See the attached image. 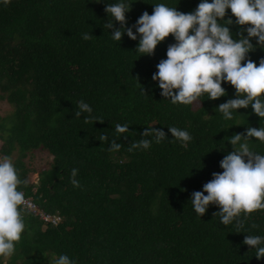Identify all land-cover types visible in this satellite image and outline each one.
Masks as SVG:
<instances>
[{
  "label": "trees",
  "instance_id": "obj_1",
  "mask_svg": "<svg viewBox=\"0 0 264 264\" xmlns=\"http://www.w3.org/2000/svg\"><path fill=\"white\" fill-rule=\"evenodd\" d=\"M96 2L0 0V101L10 107L0 115V155L15 150L14 164L27 181L26 155L41 149L51 156L36 182L19 190L44 214L59 217L53 223L29 211L14 255L0 257V264H53L61 254L77 264H264L242 242L247 234L264 236V210L250 214L249 231L235 233L233 225L212 215L216 206L200 217L190 201L213 172L223 171L219 162L232 150L228 137L249 126L264 127V119L249 106L225 121L215 109L235 98L227 83L221 85L225 96L214 101L202 96L200 107L161 97L151 77L173 37L159 43L153 56L141 55L139 36L133 41L125 34L117 42L103 27L105 5L120 0ZM124 2L131 4L130 27L144 11L151 15L156 4L188 13L200 0ZM226 12L225 19L231 17ZM229 27L237 39L240 26ZM85 33L92 38L84 40ZM249 58L258 66L264 48L258 46ZM80 100L103 123H84L86 113L76 118ZM117 123L129 126L119 138ZM152 126L163 129L166 139L129 152ZM171 126L193 137L186 147L171 137ZM101 134L120 143V150L109 151V142L98 140ZM252 140V149L264 155V143ZM73 168L79 170V188L70 183ZM252 223L258 228L251 229Z\"/></svg>",
  "mask_w": 264,
  "mask_h": 264
},
{
  "label": "clouds",
  "instance_id": "obj_2",
  "mask_svg": "<svg viewBox=\"0 0 264 264\" xmlns=\"http://www.w3.org/2000/svg\"><path fill=\"white\" fill-rule=\"evenodd\" d=\"M4 2L7 4L10 0ZM130 9L131 4L124 0L105 5L108 20L103 27L112 30L114 41L120 42L125 34L133 41L139 36L136 51L147 56H153L156 46L170 35L175 41L167 46L166 59L157 63V71L151 77L158 82L161 97L173 105L200 107L202 96L213 101L225 96L226 89L221 85L227 83L235 89V98L220 103L215 109L225 121L233 120L237 109L249 106L253 114L264 119V58L258 66L249 58V53L258 46L264 48V0H200L188 13L160 3L154 5L151 15L144 11L135 24L126 27V13ZM226 10H230L235 21L231 17L225 19ZM114 22L119 24L118 28ZM233 23L240 26L237 39H233L230 31ZM82 38L90 40L92 35L85 33ZM252 38L256 39L255 45ZM77 109L76 118L87 114L84 123H103L101 117L92 115V107L83 100L77 102ZM128 132L127 124L115 125L117 138ZM168 132L184 147L193 139L187 130L175 126L168 127ZM140 135L142 139L131 143L129 152L149 149L153 140L159 144L166 139L163 129L153 126L146 127ZM252 138L264 143V127L249 126L245 132L228 137L232 150L219 162L223 171L213 172L202 190L192 192L190 198L194 212L200 217L209 205L216 206L219 210L212 215L218 216L225 226L233 225L235 233L249 231L245 223L250 214L264 210V155L252 149ZM98 140L109 142V151H119L122 147L115 139L109 141L106 134H101ZM78 171L71 169L70 183L74 188L81 187L76 179ZM27 184V179H21L13 158L0 155V257L5 259L14 255L26 229L25 215L34 207L19 190ZM250 227L256 229L258 225L252 223ZM242 242L249 249H255L257 260L264 258V236L247 234ZM53 264H77V261L61 254Z\"/></svg>",
  "mask_w": 264,
  "mask_h": 264
},
{
  "label": "rangeland",
  "instance_id": "obj_3",
  "mask_svg": "<svg viewBox=\"0 0 264 264\" xmlns=\"http://www.w3.org/2000/svg\"><path fill=\"white\" fill-rule=\"evenodd\" d=\"M193 107H196L193 105ZM10 109L9 105H7L4 101H0V115H3ZM16 156V151H12L11 157L14 158ZM51 156L45 151L41 149H34L29 152L24 158L25 165L29 169L27 174V178L29 182L35 183L37 180V172L41 169L47 168L50 164ZM53 258L50 257V262Z\"/></svg>",
  "mask_w": 264,
  "mask_h": 264
},
{
  "label": "built area",
  "instance_id": "obj_4",
  "mask_svg": "<svg viewBox=\"0 0 264 264\" xmlns=\"http://www.w3.org/2000/svg\"><path fill=\"white\" fill-rule=\"evenodd\" d=\"M26 198V197H25ZM26 200L33 204L34 207L30 210L31 212H33L34 214H39V216L44 220V221H52L53 223H55L56 221L59 220V217H54V216H51L49 214H44L42 211H40L36 206L35 204L29 199V198H26Z\"/></svg>",
  "mask_w": 264,
  "mask_h": 264
}]
</instances>
